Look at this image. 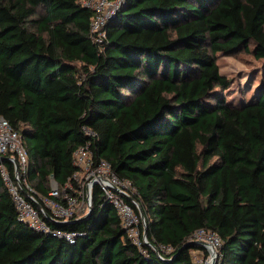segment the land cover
I'll return each instance as SVG.
<instances>
[{"label":"trees","instance_id":"trees-1","mask_svg":"<svg viewBox=\"0 0 264 264\" xmlns=\"http://www.w3.org/2000/svg\"><path fill=\"white\" fill-rule=\"evenodd\" d=\"M93 14L82 0H0V117L22 135L44 195L51 179L72 178L90 142L137 188L127 200L147 241L130 239L98 186L87 217L32 228L4 156L0 264H194L200 228L222 239L216 264H264V73L235 101L217 58L264 59V0H125L102 46Z\"/></svg>","mask_w":264,"mask_h":264},{"label":"built area","instance_id":"built-area-1","mask_svg":"<svg viewBox=\"0 0 264 264\" xmlns=\"http://www.w3.org/2000/svg\"><path fill=\"white\" fill-rule=\"evenodd\" d=\"M125 0H82L84 6L93 10L90 22V36L102 46L107 38V23L113 18ZM9 156L15 165V177L1 163V171L12 193L19 218L29 226L42 232H51L47 218L69 222L82 217L92 210L93 195L96 186L100 187L104 197L110 201L121 219L122 225L132 241L141 245L147 241L141 235L139 216L127 198H132L137 188L132 180L120 177L112 164L104 158H96L90 142L78 147L74 153V163L78 170L72 178L60 187L51 179L49 195L37 191L28 179L29 151L22 135L3 116L0 117V160ZM54 234L73 240L75 233L55 230ZM194 239L203 242L204 250L194 251V264H213L220 257L222 239L213 229L200 228L194 233Z\"/></svg>","mask_w":264,"mask_h":264},{"label":"rangeland","instance_id":"rangeland-1","mask_svg":"<svg viewBox=\"0 0 264 264\" xmlns=\"http://www.w3.org/2000/svg\"><path fill=\"white\" fill-rule=\"evenodd\" d=\"M252 48V47H251ZM222 81L227 87L228 98L247 100L264 73V59H258L252 51H241L232 55L218 53Z\"/></svg>","mask_w":264,"mask_h":264},{"label":"water","instance_id":"water-1","mask_svg":"<svg viewBox=\"0 0 264 264\" xmlns=\"http://www.w3.org/2000/svg\"><path fill=\"white\" fill-rule=\"evenodd\" d=\"M88 215H89V213L86 214V215H84V216H82V217H79V219L85 218V217H87ZM196 242H197V243H200V244L203 245V242H202V241L196 240ZM216 263H217V260H214L213 264H216Z\"/></svg>","mask_w":264,"mask_h":264}]
</instances>
